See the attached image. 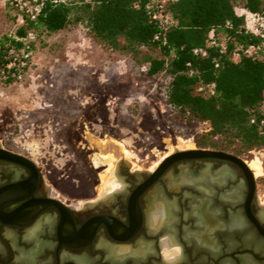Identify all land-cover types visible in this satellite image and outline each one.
<instances>
[{
	"label": "flooded vegetation",
	"instance_id": "af4514ba",
	"mask_svg": "<svg viewBox=\"0 0 264 264\" xmlns=\"http://www.w3.org/2000/svg\"><path fill=\"white\" fill-rule=\"evenodd\" d=\"M192 145L141 167L115 150L111 189L71 200L0 144V264H264L263 174ZM176 153L187 156L163 162Z\"/></svg>",
	"mask_w": 264,
	"mask_h": 264
},
{
	"label": "rangeland",
	"instance_id": "374dc122",
	"mask_svg": "<svg viewBox=\"0 0 264 264\" xmlns=\"http://www.w3.org/2000/svg\"><path fill=\"white\" fill-rule=\"evenodd\" d=\"M15 29L0 0V40ZM159 57L143 48H105L82 24L37 33L24 81L0 88V144L29 158L48 187L71 200L111 189L115 150L129 167H141L174 147L188 148L193 137L184 136L164 103L168 77L145 74L147 61ZM205 129L201 124L195 132ZM104 155L111 156V165ZM239 156L260 163L261 171L254 173L263 174L258 178L263 185L264 152L252 149Z\"/></svg>",
	"mask_w": 264,
	"mask_h": 264
},
{
	"label": "trees",
	"instance_id": "16d2710c",
	"mask_svg": "<svg viewBox=\"0 0 264 264\" xmlns=\"http://www.w3.org/2000/svg\"><path fill=\"white\" fill-rule=\"evenodd\" d=\"M41 1L35 20L23 21L12 36L31 33V54L37 33L69 24H82L105 48L156 51L160 57L147 61L145 74L168 77L164 103L196 148L264 152V52H249L261 39L247 33L235 14L242 8L264 19V0H175L160 10L155 0ZM157 12L166 25L152 18ZM12 37L0 40V48L17 46ZM201 124L206 129L196 133Z\"/></svg>",
	"mask_w": 264,
	"mask_h": 264
},
{
	"label": "built area",
	"instance_id": "2783aa9c",
	"mask_svg": "<svg viewBox=\"0 0 264 264\" xmlns=\"http://www.w3.org/2000/svg\"><path fill=\"white\" fill-rule=\"evenodd\" d=\"M7 7L11 12L16 28L23 21H34L42 8L41 0H6ZM167 1L175 0H155V6L158 10ZM235 14L242 18L244 30L261 39V46H252L249 48L251 54H255L260 47L264 52V19L256 13H250L242 8L235 9ZM153 19L159 20L162 24H167V18L162 17L159 12L153 13ZM208 39H211V32L208 33ZM19 44L0 48V88L13 84H19L24 81L29 70L32 67V54L27 50L29 42L33 41L31 33L23 38L12 37ZM157 39V36H154ZM163 43V42H162ZM264 107V103H263Z\"/></svg>",
	"mask_w": 264,
	"mask_h": 264
},
{
	"label": "water",
	"instance_id": "95a60500",
	"mask_svg": "<svg viewBox=\"0 0 264 264\" xmlns=\"http://www.w3.org/2000/svg\"><path fill=\"white\" fill-rule=\"evenodd\" d=\"M195 153H198L201 156H206V155H220L223 157H226V155L220 154V153H211L209 151H196ZM187 156V153H176L174 155H171L169 157H167L163 162L164 163H169L175 160H180V159H184ZM239 161V160H238Z\"/></svg>",
	"mask_w": 264,
	"mask_h": 264
},
{
	"label": "bare ground",
	"instance_id": "6f19581e",
	"mask_svg": "<svg viewBox=\"0 0 264 264\" xmlns=\"http://www.w3.org/2000/svg\"><path fill=\"white\" fill-rule=\"evenodd\" d=\"M98 144V143H97ZM185 144H187V143H185ZM183 146V145H182ZM181 145L180 146H178L177 148H181V150H182V148L184 147H182ZM185 146H187V145H185ZM188 148H192L193 146L192 145H189V146H187ZM184 150L185 149H187V148H183ZM172 153H173V151H172ZM102 158H103V162H105L106 164H109V165H111V156L110 155H104V156H102ZM114 161V160H113ZM112 167V166H111ZM249 168L253 171V172H260L261 171V165H260V163L259 162H254V163H252V164H249ZM112 174V173H111Z\"/></svg>",
	"mask_w": 264,
	"mask_h": 264
},
{
	"label": "clouds",
	"instance_id": "9594fccd",
	"mask_svg": "<svg viewBox=\"0 0 264 264\" xmlns=\"http://www.w3.org/2000/svg\"><path fill=\"white\" fill-rule=\"evenodd\" d=\"M181 254V249L177 247H172L171 250H165L163 255L166 261H175Z\"/></svg>",
	"mask_w": 264,
	"mask_h": 264
}]
</instances>
